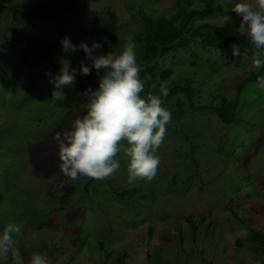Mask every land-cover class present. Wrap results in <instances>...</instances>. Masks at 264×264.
Segmentation results:
<instances>
[{
	"label": "rangeland",
	"instance_id": "374dc122",
	"mask_svg": "<svg viewBox=\"0 0 264 264\" xmlns=\"http://www.w3.org/2000/svg\"><path fill=\"white\" fill-rule=\"evenodd\" d=\"M179 2L186 10L213 8L204 18L191 19L188 30L209 23L201 32L223 38L218 48L186 31L183 35L190 40L185 47L149 61L142 58L143 43L134 38L144 35L141 13L168 18L179 7L176 0H0V232L8 223L24 225L23 235L16 238L18 254L0 264H28L34 253L47 255L50 264H126V252L136 242L144 264L149 253L153 259L162 255L163 264H175L173 258L178 264L213 258L225 263L235 252V235L264 219V212L254 218L251 207L264 208V91L253 79L234 99L237 80L249 73L264 75V68L252 69L253 48L241 44L248 37L230 11L241 0ZM14 9L25 14L15 16ZM226 16L231 20L225 22ZM108 25L115 27L114 33ZM65 37L74 45L100 43L97 55L120 52L131 37L141 69L147 63L155 71L154 76L147 74L152 85L142 95L159 94L158 84L184 85L192 79L193 95L187 87L186 93L176 90L166 98L164 107L171 106L172 119L158 150L161 165L153 181L129 184L127 160L121 157L120 170L110 179L61 186L53 137L85 114L87 101L55 106L49 99L54 87L49 80L58 74L64 57L77 69L79 82L93 90L99 84L94 68L90 75L79 74L82 61L91 66L83 50L62 51ZM48 44L50 61L39 63ZM232 44L240 45L239 57H233ZM165 68L171 73L160 78ZM200 81L215 86V92L207 95L208 87L199 88ZM220 94L236 101L229 123L209 107L191 108L215 104ZM153 229L154 237L158 232L161 237L147 243ZM130 241L134 243L127 247Z\"/></svg>",
	"mask_w": 264,
	"mask_h": 264
},
{
	"label": "clouds",
	"instance_id": "9594fccd",
	"mask_svg": "<svg viewBox=\"0 0 264 264\" xmlns=\"http://www.w3.org/2000/svg\"><path fill=\"white\" fill-rule=\"evenodd\" d=\"M230 11L240 18L239 29L253 48L252 69L259 72L264 68V0H241ZM224 19L228 22L231 17ZM61 47L64 53L83 50L91 60V66L80 63V75H90L93 68L99 74L98 88L86 89L81 94L87 101L85 114L76 116L67 129L53 137L58 149V169L64 178L61 186L82 179H110L120 170L121 157L127 160L129 184L153 181L161 165L158 150L172 119L170 110L164 107L168 88L162 86L159 94L142 95L145 83L140 77L137 45L131 37H127L118 53L97 55L94 53L101 49L100 43L74 45L68 37L62 39ZM230 47L233 57L241 55L240 45ZM60 64L59 73L49 80L54 86L53 102L64 100V89L76 83L77 69L71 68V61L60 57ZM255 86L264 91V75L257 77ZM23 227L22 223L4 226L0 232V261L18 254L16 238L23 235ZM28 264H50V261L47 255L34 253Z\"/></svg>",
	"mask_w": 264,
	"mask_h": 264
},
{
	"label": "trees",
	"instance_id": "16d2710c",
	"mask_svg": "<svg viewBox=\"0 0 264 264\" xmlns=\"http://www.w3.org/2000/svg\"><path fill=\"white\" fill-rule=\"evenodd\" d=\"M3 1H8V0H3ZM176 5L178 7L177 11L171 15L170 17H164L163 15H160L159 17L156 18H151L145 14L141 13V18L143 20V36H138L139 33L136 35L134 34V38L137 39L139 42L143 43V49L144 52L142 54V58L145 59L146 61H149L152 58H155L156 56H161L164 53L170 51V50H176L178 47H185L188 40H190L187 36H184V32L188 31L190 34V37L194 36H199L201 35V40H207V44L210 45L212 44V47L218 48L219 46V39L223 41V38L219 37V35H214L210 31H206L205 33L201 32V28H206L209 27V23L204 22L201 25H197L193 30H188V23L191 21V19L195 17H201L204 18L205 16L209 15L213 8L212 7H204V8H192L186 10L183 8L179 2V0H176ZM15 12V16L17 15H24L25 13L17 12V9L13 10ZM112 24V23H111ZM109 28L111 29V32H115V27L112 28L110 25H108ZM215 29H221L218 27H215ZM227 29V28H226ZM215 36V37H213ZM215 39V41H213ZM218 39V40H217ZM241 44H243L246 48L251 49V44L249 42V39L244 36L243 39H241ZM206 45V44H205ZM51 44H48L44 47H42V50L40 52V62H46L50 61V56H51ZM54 66V64H53ZM145 69V70H144ZM96 71V70H95ZM142 80H147L146 81V86L145 89L147 90L148 86L151 87L152 82L149 79L147 74H150L152 76L155 75L154 67L153 65H148L147 63L145 64V68L142 70ZM59 73V70L57 71ZM97 73V71H96ZM171 71L169 69H163L160 71V78H166L169 77ZM98 74V73H97ZM102 74V73H100ZM193 74H195L193 72ZM188 77V76H186ZM257 75L255 73H249L248 76L244 78H240L239 80L236 81V84L234 86V91H235V96L234 99L236 100L240 95L241 91L244 87V85L253 79H257ZM99 78V74H98ZM187 83L184 85L181 84H173L170 87H167L169 90V94H173L177 92L178 90L184 91V88L190 87L191 95H193L195 92V89L192 87V79L187 78ZM189 82V83H188ZM205 82L200 81L199 82V88L204 89V86L208 87V94L212 95L215 92V86L213 85H208L204 84ZM201 86V87H200ZM162 87L161 84H158V88ZM90 87L84 83L79 82L76 79V83L72 87L65 88L64 91L66 93V98L64 100L60 101H55L53 102L51 100V92L53 91L54 87L51 89L50 94H49V99L54 103L55 106L61 107V108H69L74 105H79L83 104L86 101V97L82 96L81 94L86 90L89 89ZM177 90V91H176ZM217 91V90H216ZM185 92V91H184ZM178 93V92H177ZM186 93V92H185ZM219 93V92H218ZM217 93V94H218ZM219 102L212 104V105H207V104H200L199 106L192 105L191 108L197 109V108H204V107H209L216 111L219 117L222 118V121L225 123H229L233 120L234 118V112L236 108V101L231 102L229 99H226L224 94L219 95ZM218 105V106H216ZM171 107L168 106L166 107L167 109ZM127 192V190H124ZM122 191V192H124ZM121 193V192H120ZM192 216L191 214H188L186 216V220L190 222V225L193 224L191 220ZM195 229L196 227L193 226ZM253 236L256 239H259L261 242L263 241L262 235L258 233L257 231H253Z\"/></svg>",
	"mask_w": 264,
	"mask_h": 264
},
{
	"label": "crops",
	"instance_id": "0c3cea01",
	"mask_svg": "<svg viewBox=\"0 0 264 264\" xmlns=\"http://www.w3.org/2000/svg\"><path fill=\"white\" fill-rule=\"evenodd\" d=\"M251 207L254 208V211L252 213L254 214L253 215L254 218L255 216H257L258 212L259 213L264 212V208L260 211L258 208L252 205ZM263 220L261 221L260 219V221L255 222L253 226H248L244 228L241 231L242 236L235 235V237L232 239L233 249L235 250V252L234 254H232V259H229V262L224 263L223 262L224 258L218 260L213 258L212 261L209 262L208 259L207 260L203 259L202 261H199V264H264V221ZM253 221L255 220L253 219ZM253 231H257L262 235L263 238L262 242L259 239L254 238ZM154 232L155 229L152 230V236L147 240V243L152 239H158V237H161V235H159V232L157 233V236L154 237L155 236ZM169 235H168V239H170ZM132 242L133 241L128 242L126 246L129 247L128 245L131 244ZM137 243L138 242L134 243L136 245L134 249L132 250L129 249L126 252L127 253L126 258L128 259V262H125L126 264H144L143 262L145 259L143 257V254L140 253V251H138L139 247H137ZM147 256H148V262L146 261V264H163V262L165 261L162 255H158L156 259H153L155 258V255L152 256V253H149ZM149 257H152L153 260H150ZM118 258L119 256L117 254V259ZM122 259L124 260V257H122ZM138 260L140 263L136 262ZM173 261L175 264H178V261L176 259L173 258ZM181 263H183V261H181ZM170 264H172L171 261ZM194 264H198V263H194Z\"/></svg>",
	"mask_w": 264,
	"mask_h": 264
}]
</instances>
